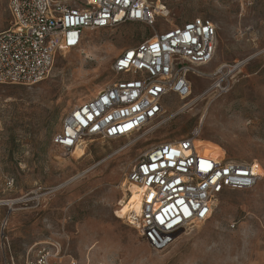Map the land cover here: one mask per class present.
<instances>
[{
    "label": "rangeland",
    "instance_id": "374dc122",
    "mask_svg": "<svg viewBox=\"0 0 264 264\" xmlns=\"http://www.w3.org/2000/svg\"><path fill=\"white\" fill-rule=\"evenodd\" d=\"M162 1L169 13L154 27L126 22L89 30L79 47L56 57L43 81L0 84V264H24L34 244L50 247L45 242L61 245L63 264H264V177L253 189L223 194L207 222L164 251L123 220L135 197L118 215L136 160L192 132L229 160L264 167V0H251L244 11L239 0ZM198 17L216 25L217 49L199 68L203 75L192 77L189 98L168 96L164 116L133 136L86 138L85 155L54 144L67 114L117 79L113 66L125 49ZM10 24L8 1L0 0V32Z\"/></svg>",
    "mask_w": 264,
    "mask_h": 264
},
{
    "label": "built area",
    "instance_id": "2783aa9c",
    "mask_svg": "<svg viewBox=\"0 0 264 264\" xmlns=\"http://www.w3.org/2000/svg\"><path fill=\"white\" fill-rule=\"evenodd\" d=\"M7 1L11 24L0 32V84L22 86L47 78L56 57L79 47L89 30L126 22L154 27L169 13L162 0H81L74 6L57 0ZM239 2L244 11L251 0ZM217 39L216 25L198 17L125 49L113 66L117 79L67 114L54 144L71 154L86 138L117 140L141 132L164 116L168 96H191L192 77L203 75L199 68L213 60ZM200 140L199 132H192L155 145L124 180L128 198L130 186L136 188L139 208L123 220L155 251L168 249L190 226L207 222L223 194L253 189L263 178L258 161L205 154ZM45 244L50 247L34 244L24 264H63L61 245Z\"/></svg>",
    "mask_w": 264,
    "mask_h": 264
},
{
    "label": "bare ground",
    "instance_id": "6f19581e",
    "mask_svg": "<svg viewBox=\"0 0 264 264\" xmlns=\"http://www.w3.org/2000/svg\"><path fill=\"white\" fill-rule=\"evenodd\" d=\"M215 57V56H214ZM214 59V58H213ZM213 61V60H212ZM211 61V62H212ZM222 68V67H221ZM222 70L223 69H219L217 71L216 74L218 73H222ZM217 86H220V85H217ZM192 95V94H191ZM202 98V95L200 96ZM197 99V98H195ZM192 100L189 104H186V106L190 105L192 102L195 101ZM200 142L204 145V153H208V154H212L214 157H223L224 155L222 154L223 153V150L220 146L216 145L215 143L211 142V141H206L201 139ZM79 149L80 150V153L81 155H85V149H84V146H78L75 150ZM74 150V151H75ZM73 151V152H74ZM80 155V156H81ZM263 177H264V170H263ZM124 186V185H123ZM130 191L133 193L132 197L130 198H127L126 200H122L121 199V202H120V205H119V208H118V215L120 217H124L129 211H128V203H129V199H132L133 197H135V199L137 200L138 199V194H136V188L134 186H130ZM135 200V201H136ZM133 207H135V209H138L139 206L137 204H135ZM133 207H131L133 209Z\"/></svg>",
    "mask_w": 264,
    "mask_h": 264
}]
</instances>
